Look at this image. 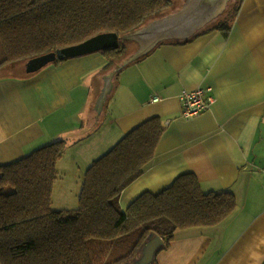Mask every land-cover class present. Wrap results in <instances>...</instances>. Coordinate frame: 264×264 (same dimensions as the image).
Returning a JSON list of instances; mask_svg holds the SVG:
<instances>
[{
    "label": "crops",
    "instance_id": "obj_1",
    "mask_svg": "<svg viewBox=\"0 0 264 264\" xmlns=\"http://www.w3.org/2000/svg\"><path fill=\"white\" fill-rule=\"evenodd\" d=\"M231 21L226 35L212 30L187 43L168 39L111 66L93 52L33 75H1L0 165L64 139L65 155L82 158V172L158 117L164 132L141 176L120 193L121 210L184 174L203 193L228 191L235 204L217 225L177 229L154 264H262L264 0H243ZM197 88H210L214 102L184 118L179 96Z\"/></svg>",
    "mask_w": 264,
    "mask_h": 264
},
{
    "label": "trees",
    "instance_id": "obj_2",
    "mask_svg": "<svg viewBox=\"0 0 264 264\" xmlns=\"http://www.w3.org/2000/svg\"><path fill=\"white\" fill-rule=\"evenodd\" d=\"M242 1L228 0L216 18L178 44L212 30L226 35ZM171 5L172 0H0V70L20 65L26 75L28 62L49 53L56 54L51 64L63 63L74 58L63 51L106 33L120 38L117 47L100 51L111 66L125 57L123 40L138 41L134 35ZM163 132L160 119L151 117L94 160L72 210L52 209L55 164L68 148L66 140L0 165V264H135L150 235L161 238V251L179 228L219 224L231 213L234 195L203 193L191 174L158 193L140 194L125 211L119 207L120 193L141 176Z\"/></svg>",
    "mask_w": 264,
    "mask_h": 264
},
{
    "label": "water",
    "instance_id": "obj_3",
    "mask_svg": "<svg viewBox=\"0 0 264 264\" xmlns=\"http://www.w3.org/2000/svg\"><path fill=\"white\" fill-rule=\"evenodd\" d=\"M227 2L228 0H187L184 8L179 12L152 23L134 35L142 44L137 55L147 52L162 41L172 38L184 39L191 36L206 23L216 18L225 9ZM119 40L120 38L114 33L100 34L62 53L76 57L100 52L104 48L117 47ZM55 59V53L36 57L24 66V71L26 74H34L42 67L53 63ZM162 245L163 241L160 237L150 235L140 250V257L135 264H153Z\"/></svg>",
    "mask_w": 264,
    "mask_h": 264
},
{
    "label": "rangeland",
    "instance_id": "obj_4",
    "mask_svg": "<svg viewBox=\"0 0 264 264\" xmlns=\"http://www.w3.org/2000/svg\"><path fill=\"white\" fill-rule=\"evenodd\" d=\"M186 3L187 0H172V5L167 10L163 11L159 16L149 19L148 24L150 25L165 17L167 18L169 16L174 15L175 13L182 10L186 5ZM123 44L125 45V56L127 57L135 54L142 46V44L139 41L132 38L123 40ZM17 66L6 67L0 70V76L1 75L19 76L23 72L21 71L22 67L19 65L18 68ZM81 159L82 158L67 157L64 153L63 157L55 164V169L58 173V179L55 181L52 187V209L72 210L78 208L79 206L78 196L81 190V183L83 177L82 175L89 167V165L92 163L90 162V164H87L86 168H84L82 172H80L79 161H82ZM102 249L103 246L99 243L95 251L96 253L99 254Z\"/></svg>",
    "mask_w": 264,
    "mask_h": 264
},
{
    "label": "built area",
    "instance_id": "obj_5",
    "mask_svg": "<svg viewBox=\"0 0 264 264\" xmlns=\"http://www.w3.org/2000/svg\"><path fill=\"white\" fill-rule=\"evenodd\" d=\"M210 88H197L195 90H183L179 96L182 103V117L192 118L210 109L214 97L208 94Z\"/></svg>",
    "mask_w": 264,
    "mask_h": 264
}]
</instances>
